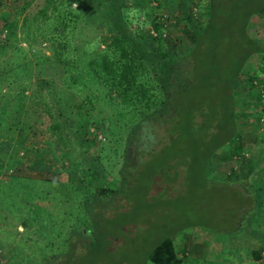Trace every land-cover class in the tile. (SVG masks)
<instances>
[{"label":"trees","instance_id":"1","mask_svg":"<svg viewBox=\"0 0 264 264\" xmlns=\"http://www.w3.org/2000/svg\"><path fill=\"white\" fill-rule=\"evenodd\" d=\"M68 1L76 3L74 10L68 6L69 10L54 13V0H34L21 11H25L24 19L31 21L29 14L39 18L47 5L53 3L54 25H61V31L72 30L78 20L109 22L111 37L103 49L105 54L98 61L106 74L90 64L80 70L72 58L65 56L62 65L69 84L63 83L66 88L86 86L90 89L86 101L110 103L114 100L119 109L113 116L124 130V141L116 182L84 187L76 202L80 212L68 225L69 231L59 232L55 239L47 238L40 258L31 264H144L145 261L179 264L182 258H178L172 238L175 231L184 226H158L157 233L151 237H139L143 243L135 242L130 255L119 248L123 238L134 233L133 226L137 235H141L144 210L156 205L158 198L166 206L172 204L175 194L187 196L188 202L206 197L210 200L207 205L212 207L216 204L211 198L216 185L234 183L240 185L235 189H240V197H236L242 202L241 219L245 215L253 216L255 197L245 193L247 185L239 181L211 180L207 165L214 157L225 160L227 155H220L218 151L227 149L229 143L236 140L237 144L231 149L238 151L244 141H250L238 130L233 91L249 59L264 52V43L247 32L251 15L264 16V0H207L205 23L199 30L187 33L190 47L180 55H168L167 49L173 48L172 43L170 41L167 48L166 33L161 35L163 21H158V17L150 19L155 35L149 30L146 35L129 28L126 13L129 5H124L122 0ZM100 6L102 9L98 10ZM15 27L11 23L0 30V76L32 59L35 77L47 76L53 80L55 73L46 65L49 56L38 54L33 43L26 48L11 41L6 43L14 35ZM51 44L47 43V47H52ZM84 44H76L78 47L74 50ZM95 91H101V95ZM2 96L0 91V99ZM23 98L21 94L13 98L12 113L22 108ZM6 99L11 102L7 96ZM3 109L4 104L0 102V119L4 118ZM99 143V149H104L101 140ZM145 175L152 177L142 189L140 182ZM201 188L209 190L199 195ZM136 189L141 197L137 191L132 199L127 198V194ZM133 206H136L135 212L131 211ZM202 220L207 228L221 234L259 226L256 222L250 226L240 222L239 228L235 223L231 226L223 222L218 226L204 214ZM260 250L252 251L256 264H259Z\"/></svg>","mask_w":264,"mask_h":264},{"label":"rangeland","instance_id":"2","mask_svg":"<svg viewBox=\"0 0 264 264\" xmlns=\"http://www.w3.org/2000/svg\"><path fill=\"white\" fill-rule=\"evenodd\" d=\"M122 1L124 5H129L126 13L131 30L147 35V30L151 29L152 17L171 18L164 30V43H168V48L171 41L173 47L167 49L168 55H180L189 49L187 33L199 30L205 23L207 0H179L178 6L182 7L183 14L175 16L160 13L164 0ZM194 2L198 8L194 6ZM27 3L33 4L34 0H0V30L14 23L15 33L6 43L11 41L22 48L33 43V48L38 49V54L49 56L46 65L54 71L55 78H36L32 59L0 76V91L3 95L0 102L4 104L1 111L4 118L0 119V245L4 247L0 246V264H31L40 258L47 238L55 239L59 232L69 231L68 225L74 220V215L80 212V209L76 208V202L80 199L84 187L116 182L124 141V130L118 119L113 116L119 106L114 100L110 103H103L101 100L86 101L91 92L86 86L66 88L65 83L69 84V81L66 80L62 65L65 56H69L80 70L90 64L101 74H106L103 64L98 61H101L102 55L105 54L103 49L111 37L109 22L88 20L82 23L78 20L72 30L64 28L65 30L61 31V25H54V13L69 10L68 6L74 10L76 3L54 0V13H51L53 3H50L44 14H39V18L29 14V18H33L31 21L25 20V11H21ZM182 3L185 6H182ZM101 6L97 9H102ZM250 19L257 26H252L254 29L251 30L249 28L248 34L255 35L264 43V16L254 14ZM28 28L29 31L26 32ZM47 43H52V47H47ZM81 43L88 45L84 44L80 49L74 50L78 47L75 45ZM258 54L251 57L248 65H245L233 92L236 97L234 110L241 136L248 137L249 142L261 143L264 142V52ZM56 56L60 60L56 59ZM84 75L88 79V75ZM249 76L251 78L248 79ZM17 94L25 97L23 106L18 112L14 109L12 113L13 98ZM30 95H33L34 99L30 98ZM37 95L40 98H37ZM6 96L11 99L10 104ZM41 102L47 104L43 105ZM5 132L11 135L10 138L5 136ZM99 140L102 141V150L99 149ZM236 142L235 140L229 143L227 149H224L227 155L225 160L214 157L209 162V179L214 180L212 172H217L216 174H225L222 179L225 182H244L238 179L240 164L249 154L252 155V148L247 145L248 141H244L241 149L234 151L235 149L231 148ZM232 165L235 166V171L230 173ZM151 177H142V189L150 183ZM226 184L228 185H216L217 191L214 190L211 197L216 204L212 207L207 205L210 200L206 197L188 202L187 196L175 194L172 204L166 206L158 198L160 201L156 205L144 210L141 235H137L139 233L133 226L134 233L132 232L131 237L123 238L119 250L130 255L135 242L143 243L139 237H151L161 225L169 228L180 225L184 227H179L172 238L178 258H182L179 264H256L252 260L237 262L234 257L231 258L232 261H223L218 259L219 256H214V253L217 254L222 248L230 249L232 246L225 236L217 238L216 241L211 240L212 237L208 235L214 234L217 237L222 234L206 227L203 223L205 221L202 220L203 214L210 221L212 219V222H217L218 226L223 222L231 226L235 223L237 228L240 227V222L250 226L254 225V222L258 223L259 218H263H258L256 203L253 202L254 217L245 215L241 219L242 202L237 198L240 197V189H235L240 188V185ZM245 184L248 188H244L245 193L255 197V186L251 183ZM208 190L201 188L198 194ZM137 191L140 198L138 189L127 194V198L132 199ZM243 201L246 202L247 199ZM135 207L130 208L132 212H135ZM259 230L264 231V225L261 223ZM237 233H232V236ZM261 236L264 238V232ZM222 239L225 241H221ZM245 241L238 245L243 255L248 248L246 246L243 250L241 243H247L248 240ZM263 248L264 244L259 249ZM144 264L152 263L145 261Z\"/></svg>","mask_w":264,"mask_h":264},{"label":"crops","instance_id":"3","mask_svg":"<svg viewBox=\"0 0 264 264\" xmlns=\"http://www.w3.org/2000/svg\"><path fill=\"white\" fill-rule=\"evenodd\" d=\"M178 4H180L179 0H164L163 7L160 6L161 7L160 13L161 14L165 13L172 16L180 15V14L182 15L183 9L181 6L179 7ZM183 4L184 3H182V6H185ZM253 16L254 14L251 15L250 18H252ZM250 18L247 25V32L248 31L250 32V30L253 28L252 26H254L255 28L257 26L254 23H252ZM250 36L256 37L255 35H250ZM247 145H249V147L252 148V155L249 154V157L247 159L241 161L242 163L240 164V173L238 179L244 181V183L247 184L251 183L253 186H255L254 191L256 192L255 193L256 213L258 214V218L263 217L262 219L259 218L257 224L259 225V223H261L262 225H264V142L261 143L249 142V144ZM225 150L221 149L219 153L225 154L226 153ZM233 165L230 168V173L235 171L234 170L235 166ZM216 173L212 172V176H213L212 179L214 180L221 181L225 176V174H216ZM208 175L210 176V174ZM262 232L264 231H260L259 226H257L252 229L250 228L246 232L240 231L235 236H232V234H225V235L222 234L221 236H217V237L214 234L208 236H211L212 237L211 240L213 241H216L217 238L221 239L222 236L228 237V239H226L228 243L230 240V245L232 246L230 249L222 248L223 250L219 251L217 254L214 253L215 257L219 256L218 258L219 260L232 261L231 258L234 257L235 259L234 261L237 262L251 261V260L256 262V260L253 258L252 251L260 250L259 248L261 247L262 244H264V238H262L261 236ZM245 240H248L247 243H241V245H243L244 247L243 250L245 249L246 246H248V248L245 250V253L243 255V253H241L242 250L238 249V245H240V242L243 241L246 242ZM221 241H225V239L224 240L222 239ZM258 259H257V263H258Z\"/></svg>","mask_w":264,"mask_h":264},{"label":"built area","instance_id":"4","mask_svg":"<svg viewBox=\"0 0 264 264\" xmlns=\"http://www.w3.org/2000/svg\"><path fill=\"white\" fill-rule=\"evenodd\" d=\"M157 20H158V21H163V25H162V26H163L164 28H163V30H162V32H161V35L164 36V35H165V31H164V30H165V26H166V23H168L169 19L165 21L164 17H159ZM149 32H150L152 35H155L154 30L150 29ZM258 263H259V264H264V250H262V251L260 252V258L258 259Z\"/></svg>","mask_w":264,"mask_h":264}]
</instances>
